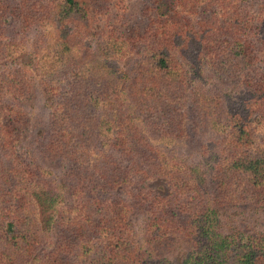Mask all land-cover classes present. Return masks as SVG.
I'll list each match as a JSON object with an SVG mask.
<instances>
[{
  "label": "trees",
  "instance_id": "obj_1",
  "mask_svg": "<svg viewBox=\"0 0 264 264\" xmlns=\"http://www.w3.org/2000/svg\"><path fill=\"white\" fill-rule=\"evenodd\" d=\"M98 2L0 0V264H264V0Z\"/></svg>",
  "mask_w": 264,
  "mask_h": 264
},
{
  "label": "rangeland",
  "instance_id": "obj_2",
  "mask_svg": "<svg viewBox=\"0 0 264 264\" xmlns=\"http://www.w3.org/2000/svg\"><path fill=\"white\" fill-rule=\"evenodd\" d=\"M98 3H103L104 0H97ZM108 6L110 8V21H119L123 25L129 28H135L137 22L145 20V17L148 13V10L146 7L150 4V0H108ZM104 6V5H103ZM106 7V6H104ZM11 21V20H10ZM106 21V20H105ZM104 21V22H105ZM12 30L8 31V33H3L0 35L1 40H5L8 42H13L14 40L22 41L23 51L17 55V60L23 61L25 64H29L32 71L34 72V68L32 65L31 58H29L28 49L30 47V38L34 35V33L31 31L27 33L24 37L20 36V30L18 29V25H11ZM23 38V39H22ZM120 66L122 71L125 74H129L132 67H133V61L130 58H125L120 61ZM41 88V87H39ZM37 93L30 94L29 98H26V100H23L21 104L23 105V108L29 112L28 118H29V124L24 127L26 129V132L23 135L22 141L23 143H26V141L29 139V134L31 133V127H34L35 129H40L39 123L45 122L47 119V115L49 112V108L51 106L50 97L46 95L42 90H38ZM162 182L160 180H150L148 182V185H151L153 187L157 185H161ZM252 213L246 212L245 216H243L242 222H240L241 217H238L239 226L243 230H262L264 232V213L261 214H254L253 217ZM132 221L135 223V227H138L140 225V217L139 216H133ZM237 221V222H238ZM232 226L234 225V222L230 223ZM176 252H168V256L175 255Z\"/></svg>",
  "mask_w": 264,
  "mask_h": 264
}]
</instances>
